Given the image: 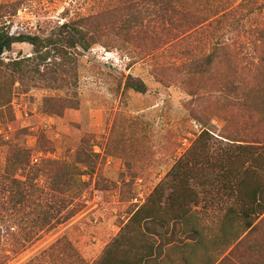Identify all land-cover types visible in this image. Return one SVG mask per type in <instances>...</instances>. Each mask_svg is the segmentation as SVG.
<instances>
[{
	"label": "rangeland",
	"instance_id": "1",
	"mask_svg": "<svg viewBox=\"0 0 264 264\" xmlns=\"http://www.w3.org/2000/svg\"><path fill=\"white\" fill-rule=\"evenodd\" d=\"M0 1L15 3L18 0ZM170 1L179 12L171 22L158 8L150 9L146 24L154 41L146 39L136 43L146 47L138 49L127 43L130 46L125 48H106L103 45L110 41H99L83 53L76 87L49 89L44 83L16 82L10 94L0 96V105L9 101L0 109V257L7 258L4 264H26L64 236L81 257L95 264L129 212L144 203L195 140L200 126L194 119L209 121L214 106L219 105L208 95L215 92L217 98L220 97L218 77L222 66L216 65L206 76L195 74L185 84L183 64L203 61L215 43L229 46L242 66L264 58V0ZM129 3L152 7L148 0H28L16 11L13 8L2 10L0 17L5 16L0 18V25L4 23V30L12 36L36 34L61 24L63 17L75 19L109 9L122 10V6ZM227 11L233 12L228 19L234 15L239 23L237 30L228 33L225 40L212 38L213 26L185 34L188 25L216 12ZM184 13L185 18L181 16ZM113 16L107 15L105 21L112 20ZM221 34L222 30L216 32L217 36ZM31 54L30 45L16 44L0 59L9 63ZM128 75L142 80L147 87L146 93L124 90ZM188 89L199 92L200 98L194 100L188 96ZM40 137L50 143L48 149L52 151L38 152ZM15 141L30 152V165L42 159L72 163L81 157L93 167L91 178L87 175L76 177L72 190L63 196L68 208L61 217L81 205L82 183L87 186L83 196L89 197L84 209L69 221L55 224L24 243L17 242V229L8 228L20 217L21 211L12 206L17 184L13 182L15 177L6 171L13 159L9 145ZM29 178L24 174V188ZM51 180L41 176L35 184L46 189ZM198 189L195 187L196 191ZM51 198L53 195L49 192L46 205ZM222 201L221 209L229 205L228 201ZM219 206L215 203L212 208L217 210ZM28 210L24 208L23 213ZM216 222L215 216L202 218L201 225L207 237L216 232ZM150 229L157 235L162 233L156 226ZM155 241L163 244L164 254L180 264L175 247L177 234L160 235ZM251 243L248 241L246 245ZM13 249L17 250L16 255H12ZM240 252L244 251L229 255L224 264H238Z\"/></svg>",
	"mask_w": 264,
	"mask_h": 264
},
{
	"label": "trees",
	"instance_id": "2",
	"mask_svg": "<svg viewBox=\"0 0 264 264\" xmlns=\"http://www.w3.org/2000/svg\"><path fill=\"white\" fill-rule=\"evenodd\" d=\"M27 1H0V12L6 8L16 11ZM148 1L152 3L150 8L144 4L138 6L129 3L122 6V10L109 9L75 19L63 17L61 24L36 34L12 36L4 30L2 23L0 58L16 44L30 45L32 54L9 63L0 59V96L10 94L16 82L44 83L49 89L76 87L83 53H87L99 41H110L103 45L106 48H125L130 46L127 43L138 49L146 47L143 43H136L146 39L154 41L146 24L150 9L158 8L163 17L168 16L170 22L174 14L179 13L170 0ZM231 13L216 12L188 25L184 32L191 34L205 26H213L210 31L212 38L215 41L225 40L228 33L237 30L239 23V18L235 19L234 15L228 19ZM109 14L114 15L113 19L105 21ZM181 16L185 18L186 14ZM219 30H222V34L217 36ZM216 65L222 66V73L218 77L221 89L219 98L215 92L208 95L219 104L214 106L210 120L194 119L200 126L195 140L144 203L129 212L125 221L118 226L117 235L107 244L95 264H175L164 254L163 244L156 243L155 238L176 234L175 247L180 264H224L229 255L241 250L244 252L238 254V264H264V232L260 231L264 217L258 221L264 215V58L242 66L229 46L215 43L203 61L183 64L184 83L187 84L195 74L208 75ZM123 88L137 94L147 91L142 80L130 75L125 79ZM187 95L194 100L200 98L199 92L190 89ZM8 102L2 103L0 109L5 108ZM48 144L40 137L37 140L38 152L52 151L50 147L48 149ZM9 150L13 159L6 171L15 177L13 182L17 184L11 203L13 208L21 211L20 217L8 228L17 229L18 236L15 238L18 243L32 241L36 235L55 224L69 221L84 209L89 200V197L83 196L86 183L81 184L79 191L80 198H83L81 205H76L61 217L68 208L63 196L72 190L74 182H77L75 178L83 175L92 177L93 167L87 161L81 157L72 163L42 159L38 164L30 165V152L18 141L10 144ZM24 174L31 177L25 188ZM41 176L52 178L50 187L41 189L35 184ZM195 187L199 188L198 191ZM49 192L53 198L46 205ZM222 200L231 203L230 206L221 209L219 204ZM215 203L219 206L217 210L212 208ZM24 208L29 210L23 213ZM205 215L217 218L216 232L211 237H207L206 229L201 225ZM151 226L161 229L162 233L157 235L150 229ZM248 241L252 243L246 245ZM11 253L16 255L17 250L13 249ZM1 256L0 264H4L7 258ZM26 264L89 263L64 236Z\"/></svg>",
	"mask_w": 264,
	"mask_h": 264
},
{
	"label": "crops",
	"instance_id": "3",
	"mask_svg": "<svg viewBox=\"0 0 264 264\" xmlns=\"http://www.w3.org/2000/svg\"><path fill=\"white\" fill-rule=\"evenodd\" d=\"M230 204H231V203H229L228 206H230ZM225 208H226V207H225ZM225 208H224V209H225ZM263 217H264V215L261 216V217L258 219V221H260ZM118 229H119V228H118ZM215 230H216V227H215ZM260 231H261V232H264V225L261 227ZM171 244H173V242H172ZM205 244H209V243H205ZM229 251H230V249L226 252V254H227ZM226 254H225V255H226ZM223 257H224V256H223Z\"/></svg>",
	"mask_w": 264,
	"mask_h": 264
},
{
	"label": "built area",
	"instance_id": "4",
	"mask_svg": "<svg viewBox=\"0 0 264 264\" xmlns=\"http://www.w3.org/2000/svg\"><path fill=\"white\" fill-rule=\"evenodd\" d=\"M37 161V159H34V162H36Z\"/></svg>",
	"mask_w": 264,
	"mask_h": 264
}]
</instances>
